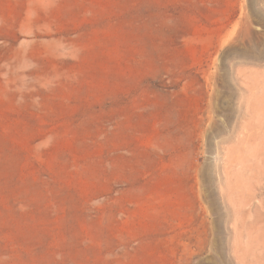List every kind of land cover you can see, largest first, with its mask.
Here are the masks:
<instances>
[{"label":"rangeland","instance_id":"374dc122","mask_svg":"<svg viewBox=\"0 0 264 264\" xmlns=\"http://www.w3.org/2000/svg\"><path fill=\"white\" fill-rule=\"evenodd\" d=\"M0 264H264V0H0Z\"/></svg>","mask_w":264,"mask_h":264}]
</instances>
